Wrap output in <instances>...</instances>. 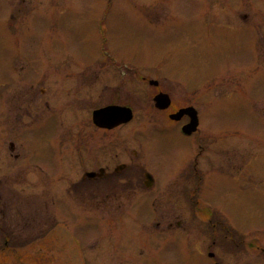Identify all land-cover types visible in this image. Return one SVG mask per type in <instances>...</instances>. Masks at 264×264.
<instances>
[{
	"label": "rangeland",
	"instance_id": "1",
	"mask_svg": "<svg viewBox=\"0 0 264 264\" xmlns=\"http://www.w3.org/2000/svg\"><path fill=\"white\" fill-rule=\"evenodd\" d=\"M243 14L247 23L239 18ZM263 35L264 0H0V104L9 79L14 100H20L22 69L28 72L29 89L32 84L45 87L51 104L43 110L42 122L30 121L26 134L28 261L13 256L11 264H209L194 254L190 240L181 244L172 237L164 244L157 234L151 237L144 232L148 222L137 215L92 211L80 189L73 195L80 194L74 211L55 208L53 199L68 184L53 182L75 181L88 171L79 163L86 159L83 152L71 157V164L62 162L65 149L84 148L88 141L87 101L62 92L71 80L63 70L101 63L137 65L147 74L161 68L190 96L203 85L202 126L214 130L211 134L241 128L237 136H216L214 142L220 151L230 142L241 143V151L247 145L251 162L246 169L237 168L233 178L210 169L202 206L221 211L237 234L264 247ZM74 110L83 119L72 117ZM142 143L148 169L157 177H181V158L174 149L160 137ZM4 163L1 158L0 165ZM201 218L189 216V225ZM208 235L193 239L208 244ZM233 254L238 263L232 264H264L254 254L248 260H241V251Z\"/></svg>",
	"mask_w": 264,
	"mask_h": 264
},
{
	"label": "flooded vegetation",
	"instance_id": "2",
	"mask_svg": "<svg viewBox=\"0 0 264 264\" xmlns=\"http://www.w3.org/2000/svg\"><path fill=\"white\" fill-rule=\"evenodd\" d=\"M239 18L247 23L248 15ZM244 27L248 29L252 25ZM260 39L264 41V35ZM140 67L101 63L70 72L63 70L71 80L66 89L61 88L62 92L87 101L88 125L78 130L88 129V141L84 148L78 145L65 149L62 162L71 164L75 155L83 152L86 159L79 163L83 167L87 165L84 168L88 171L75 181L53 182L68 184L66 188L60 187L59 197L53 199L55 208L62 212L74 211L80 194L73 195L80 189L88 197V208L92 211H103L109 216L137 215L138 219L148 222L143 224L144 232L151 237L157 234L164 244L170 243L172 237L180 238L181 244H188L190 240L194 254L206 257L209 264L238 263L233 250L241 251V260H248L254 254L264 261V247L254 246L237 234L221 217V211L205 210L202 206L205 203L203 182L210 169L217 170L223 178H233L237 168L249 167L251 152L247 145L241 151L242 145H238L241 143L230 142L220 151L214 142L216 136H237L241 128H220L211 134L214 130L202 126L199 110L203 85L190 96L185 86L163 69L147 74ZM128 71L132 72L129 79ZM21 73L20 100H14L9 79L0 104V159H5L4 166L0 165V264L13 263V256L24 263L28 261L29 164L25 138L32 126L30 121L42 122L43 110L51 109L46 88L37 89L32 84L29 89L28 72L22 69ZM110 108L118 112L110 113ZM122 108L130 109L132 119L127 123L119 122ZM189 108L196 110L193 116L183 112ZM71 116L83 119V116L76 117V110ZM153 137H160L179 154L181 177H157L148 169V155L142 140ZM220 156L221 162L217 160ZM189 216H202L201 222L189 225ZM207 233L208 244L197 240ZM18 250H21L19 255Z\"/></svg>",
	"mask_w": 264,
	"mask_h": 264
},
{
	"label": "water",
	"instance_id": "3",
	"mask_svg": "<svg viewBox=\"0 0 264 264\" xmlns=\"http://www.w3.org/2000/svg\"><path fill=\"white\" fill-rule=\"evenodd\" d=\"M126 111H127V114H125ZM121 112H123V113L126 115V116L124 117V122H127V121H129V120L132 119V115H130V110H122ZM196 126H197V124H196ZM195 128H196V127H195Z\"/></svg>",
	"mask_w": 264,
	"mask_h": 264
}]
</instances>
